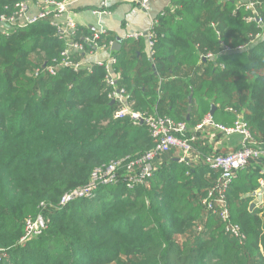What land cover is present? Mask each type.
<instances>
[{
	"label": "trees",
	"instance_id": "obj_1",
	"mask_svg": "<svg viewBox=\"0 0 264 264\" xmlns=\"http://www.w3.org/2000/svg\"><path fill=\"white\" fill-rule=\"evenodd\" d=\"M17 1L0 0V13ZM248 1L259 2L264 24V0H173L156 18L151 58L144 39L124 40L113 70L133 109L191 129L214 106L216 124L229 127L240 114L264 148V38L253 39L263 32L245 21ZM91 33L77 31L75 40ZM224 45L244 49L221 53ZM63 48L47 22L0 35V264H264V211L249 210L264 181L263 159L237 172L227 192L230 219L246 236L242 244L199 204L217 174L175 157L145 186H101L93 199L56 210L95 167L153 146L146 126L113 119L102 68L32 76L34 54L49 62ZM207 53L213 58L204 59ZM182 68L189 73L179 79ZM40 203L54 207L44 210L46 229L19 243Z\"/></svg>",
	"mask_w": 264,
	"mask_h": 264
},
{
	"label": "built area",
	"instance_id": "obj_2",
	"mask_svg": "<svg viewBox=\"0 0 264 264\" xmlns=\"http://www.w3.org/2000/svg\"><path fill=\"white\" fill-rule=\"evenodd\" d=\"M76 0H34L33 2L19 0L11 7H4L0 13V35L8 37L19 29L31 26L40 22H47L55 31V37L63 42L64 48L57 57L49 62H42L32 70L33 77L42 75L54 76L61 69L72 70L73 72L92 73L96 68L104 70V84L110 91L107 98L114 102V120L128 118L133 125H144L147 128L153 146L144 154L137 157L125 156L117 160H112L106 164L95 167L88 181L68 192H65L56 204V210H60L76 200H91L95 197L97 189L101 186L116 185L123 183L128 190H133L137 186H145L156 171L155 161L162 154L176 150L181 153L180 162L189 164L190 156L194 150L196 136L207 132L208 129L217 131L224 136L238 135L240 137L237 150L227 154H211L203 157L204 165L217 174L214 185L199 197V204L212 215L217 217L223 225V232L228 237L242 244L246 236L242 233L239 225L230 219L227 201V192L235 178L237 172L246 169L251 162L264 159V148L262 143H257L240 114H236L235 121L229 127L216 124L210 114H207L193 128H188L185 122H175L167 116L159 115L156 112L136 111L132 104L128 102L126 90L119 87L114 78L113 67L117 63L116 42L113 40L104 41L107 36L105 30L94 31L89 36L76 41L77 25L70 16L69 7ZM139 11L147 12L150 7V0H134ZM259 2L248 1L243 8L250 14L245 18L246 22H254L260 31L264 33V24L258 16L257 7ZM104 8L101 15L106 14L105 3H101ZM63 18V21H59ZM157 20L152 19L150 30L147 33L133 32L127 39H144L147 44L148 55H153V47L156 41V34L153 31ZM213 26V24L211 25ZM263 34H257L253 39H258ZM107 49L110 55L106 60L90 59L97 51ZM244 46L231 49L222 46L221 53L230 51H241ZM204 59H212V53H207ZM222 67V66H220ZM228 111L232 112L231 109ZM187 132H190L187 135ZM261 186L264 181L260 182ZM53 205L39 204L41 210L34 218L28 217L24 221L23 235L19 243H23L32 237L39 235L46 229L48 218L43 214L44 210L54 208ZM199 230V228H198Z\"/></svg>",
	"mask_w": 264,
	"mask_h": 264
},
{
	"label": "crops",
	"instance_id": "obj_3",
	"mask_svg": "<svg viewBox=\"0 0 264 264\" xmlns=\"http://www.w3.org/2000/svg\"><path fill=\"white\" fill-rule=\"evenodd\" d=\"M102 2L105 3L106 14H95L94 12H100L104 9L101 7ZM172 4L173 0H150L149 10L143 12L138 10L137 3L134 0H76L69 9L70 16L76 23L78 31L83 33L90 30L93 33L94 31L103 29L106 31L107 36L112 37L114 41H118L119 45L121 44L122 46L123 41L131 33H147L150 30L152 19L157 18L166 9L171 8ZM63 20L61 18L59 21ZM262 36L264 38V33ZM115 49H117V46H115ZM119 49L120 46L118 47ZM109 55L110 51L107 49L99 50L90 59L104 61ZM144 55L147 57L145 48ZM188 73L189 69L182 68L177 72L176 77L184 79ZM114 78L117 80L115 74ZM127 99L130 104H134V101H130L128 93ZM239 142L240 137L238 135L224 136L217 131L208 129L207 132L196 136V142L193 144L194 150L188 162L194 167L203 165V157L205 155L233 152L238 149ZM262 169L260 174L264 175V166ZM261 181L259 180V183ZM263 197L264 193L261 201H257L256 198L254 199L252 203H255V209L258 208L264 211Z\"/></svg>",
	"mask_w": 264,
	"mask_h": 264
},
{
	"label": "rangeland",
	"instance_id": "obj_4",
	"mask_svg": "<svg viewBox=\"0 0 264 264\" xmlns=\"http://www.w3.org/2000/svg\"><path fill=\"white\" fill-rule=\"evenodd\" d=\"M32 58L34 59V61L37 63V62H39V64L40 63H42L43 61H45V59H44V56H43V53L42 52H37V54H34L33 56H32ZM133 106V105H132ZM190 134V132H187V135H189ZM171 157H175V158H180L181 157V153L180 152H178V151H176V150H172L171 151V153H165V154H162L158 159H156V161H155V166H156V169L157 168H159V167H161L162 165H164L163 163H164V161H165V159H169V158H171ZM3 250H1V252H2ZM3 253H5V252H3Z\"/></svg>",
	"mask_w": 264,
	"mask_h": 264
},
{
	"label": "water",
	"instance_id": "obj_5",
	"mask_svg": "<svg viewBox=\"0 0 264 264\" xmlns=\"http://www.w3.org/2000/svg\"><path fill=\"white\" fill-rule=\"evenodd\" d=\"M116 46H117L116 50H118V47L120 46L118 41L116 42ZM191 101H192V94H190L189 97H188V107L186 109V111H187L186 120L187 121L189 120V116H190ZM113 104H114V102L110 101V106H112ZM214 109H215L214 106H211L210 115H212ZM263 193H264V184L255 192V196H256V200L257 201H261L262 200ZM254 207H255V203H250L249 210H252Z\"/></svg>",
	"mask_w": 264,
	"mask_h": 264
}]
</instances>
